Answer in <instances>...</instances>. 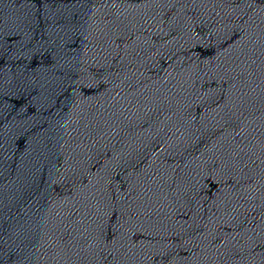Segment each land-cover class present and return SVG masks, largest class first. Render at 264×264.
<instances>
[{
    "label": "water",
    "instance_id": "95a60500",
    "mask_svg": "<svg viewBox=\"0 0 264 264\" xmlns=\"http://www.w3.org/2000/svg\"><path fill=\"white\" fill-rule=\"evenodd\" d=\"M0 264H264V0H0Z\"/></svg>",
    "mask_w": 264,
    "mask_h": 264
}]
</instances>
